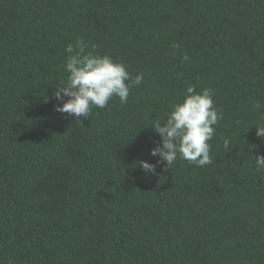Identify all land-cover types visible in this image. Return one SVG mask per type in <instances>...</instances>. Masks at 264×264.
I'll return each mask as SVG.
<instances>
[{"label":"trees","instance_id":"1","mask_svg":"<svg viewBox=\"0 0 264 264\" xmlns=\"http://www.w3.org/2000/svg\"><path fill=\"white\" fill-rule=\"evenodd\" d=\"M77 40L144 74L80 121L54 96ZM189 85L223 117L212 163L166 169L151 125ZM256 125L264 0H0V264H264Z\"/></svg>","mask_w":264,"mask_h":264},{"label":"clouds","instance_id":"2","mask_svg":"<svg viewBox=\"0 0 264 264\" xmlns=\"http://www.w3.org/2000/svg\"><path fill=\"white\" fill-rule=\"evenodd\" d=\"M172 46L178 47L176 44ZM86 49L88 44L83 40L66 46L65 51L69 53L65 64L69 73L67 84L58 87L54 95L62 101L56 106V111L79 121L89 118L92 107H107L113 97L127 103L130 90L144 80L143 73L132 77L124 63L114 61L109 55L96 54L95 45L91 50ZM213 96L212 89L205 88L197 93L195 85H189L183 102L173 105L166 120L163 123L157 120L151 125L160 137V143L150 151L153 157H159L157 163H164L169 169L178 155L198 167L212 163L209 141L215 134L214 126L223 118L214 106ZM260 107L257 101L254 108ZM256 135L264 137V126L256 125ZM224 143L229 147L228 140ZM139 166L145 172H154L156 167L146 161H140ZM255 166L257 171H264V156L255 157Z\"/></svg>","mask_w":264,"mask_h":264}]
</instances>
